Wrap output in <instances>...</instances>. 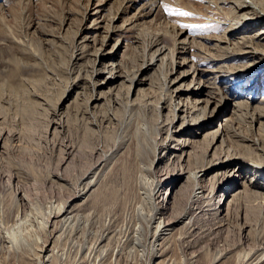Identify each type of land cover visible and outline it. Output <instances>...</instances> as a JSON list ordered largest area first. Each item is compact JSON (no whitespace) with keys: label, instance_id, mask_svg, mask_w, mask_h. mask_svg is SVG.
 Segmentation results:
<instances>
[{"label":"rangeland","instance_id":"374dc122","mask_svg":"<svg viewBox=\"0 0 264 264\" xmlns=\"http://www.w3.org/2000/svg\"><path fill=\"white\" fill-rule=\"evenodd\" d=\"M232 7V0H0V167L9 174L4 180L0 176V195L7 203L17 196L26 213L12 230L20 248L47 238L50 211L71 199L84 174L129 135L119 163L107 172L117 198L100 196L95 204L97 210L108 206L96 213L100 231L107 212L118 216V233L127 219L135 222L127 213L138 198L136 126L146 120L154 136L156 106L169 94L160 117L164 130L167 122H173L174 130L185 125L184 112L172 119V95L177 103L195 105L193 111L198 109L207 125L195 137L183 136L192 143L185 153L158 152L155 169L175 172L160 174L163 196L170 199L159 216L169 222L184 212L192 178L205 180L203 202L208 205L213 198L211 207L217 208L206 215L196 209L176 225L167 244L162 243L167 259L160 264H248L251 250L262 252L264 167L246 164L251 160L264 166V40L253 38L264 28L231 34L237 22ZM156 38L174 54L162 69L148 65L153 52L148 44ZM252 48L260 53H245ZM118 70L121 77L101 87ZM129 99L136 111L133 120L124 106ZM229 149L240 159L209 168L220 150ZM185 162L207 172L187 166L179 173L178 165ZM171 176L178 180L174 189ZM218 182L227 184L217 188ZM145 201V211H153L151 200ZM218 210L221 223L215 220ZM187 222L191 228L181 229ZM125 251L135 257L130 264H146L151 252L141 247ZM223 253L228 260L215 262Z\"/></svg>","mask_w":264,"mask_h":264},{"label":"bare ground","instance_id":"6f19581e","mask_svg":"<svg viewBox=\"0 0 264 264\" xmlns=\"http://www.w3.org/2000/svg\"><path fill=\"white\" fill-rule=\"evenodd\" d=\"M232 3V8L234 10L233 14L235 17L234 19L237 22L235 21L236 23L231 26L228 32H230L231 34L249 33L256 28H264V3L262 4V1L232 0ZM253 38L261 41L264 40V29H261V31L257 32L253 36ZM159 39L156 38L151 42V44H148L150 45V47L152 46L153 49L148 65L151 68L160 67L162 69L164 68V66H166L168 58L173 57L174 54H172V50L169 49L167 45L161 42V40ZM184 49H186V47H184ZM187 49H189V47H187ZM245 53L254 56L260 52L259 50L252 48ZM173 61L174 63H176L174 59ZM112 68L117 69L114 66H112ZM118 72L119 70L114 74L107 75L104 82L101 83V87L107 86L108 83L105 82L115 83L116 79L121 77L117 74ZM177 95L178 97L182 96L181 94ZM127 96L129 97V95ZM168 96L169 94L167 95V97L161 98V105L158 104L156 106L159 117L158 121L156 122L158 123L155 131L156 136H150L153 131L151 130L147 122H145L146 120L142 121L141 119L142 123L140 122L141 124L138 123V125L136 126V133L134 136L135 139H137V151L135 152L134 158L137 157L138 162L135 164L138 167L135 166V168L139 169L140 172L134 173L137 175L133 176H136L135 181L137 184L138 193L136 197L138 198H135L132 201V204H134V208L132 205L130 212L127 213V215L129 213L133 214V217L136 219L135 222L127 219L126 227L124 229H120L121 232L118 233L119 229L116 228V221L118 216H116V214H111V212H107L106 219L103 221L105 228L100 231L98 229L100 219L96 213L104 210L108 206H102V210H97L98 205L95 204L96 199H98V197L100 196H103L105 200L108 197L111 198V195L112 197L117 198V193L115 192L116 188H113L115 186H108L111 183V180L110 182L106 181L107 178H109V173L107 172L113 167V165L119 163L118 158L123 154V150L128 147V142H131L132 136L129 135L127 139H122L121 144L118 143L114 148L104 153L102 155V158L84 174V176L80 179V183L78 185L75 184L77 185L75 186L77 188L75 189L71 199H69L68 201H61L60 204L58 203L59 206L57 209L55 208L54 211H50V214L47 216V228L44 232V235L47 238L37 239L36 246H33L30 243H24L20 248V244H18V241L15 240L12 236V230L15 226L18 225L25 211H20V199H18L17 196L12 203H7L5 199L0 195V264H7L12 259L14 260L15 264H29V262H34V264H130L129 262L134 261L135 257L133 256L132 258L131 255L126 253L125 250L128 248L139 247H141L142 252L151 250L146 264H160L161 261H166L167 258H165L162 243L165 242V240H168L169 237L174 234L173 232L176 229V225L182 223L186 218H188V215L196 209H199V213H202V215H206L209 210L217 208L216 205L213 208L211 207L214 206V201H212L213 198H211V201L208 200V205L205 204V201L203 202L204 191L206 189L204 188L205 186L202 185V183H204L203 181L205 180L198 179L197 181L196 178H192V189L188 193L184 212L182 214H176L174 219L169 222H165L159 216V214H161V210L167 209V200L170 199V197H168V194L163 196V185L160 187V183L162 182L161 180L163 179L160 178V174L169 175L170 170L157 171V169H155V164L158 161V152L163 149L167 152L174 153L175 156L176 151L181 150L183 151V153H185L186 148L192 146V143L190 140L184 139L183 136L193 133L195 137L196 133L194 132L202 130L207 125L205 122H202L203 120L199 118V115H197L196 112L198 111V109H194L193 111V107L195 105H192V107L187 100L188 98L185 99L187 100L185 102L183 101L184 99L182 100L181 98V100L183 101V103L181 104L180 99H178L179 101L177 103L176 100L172 99V95V97H170L171 105L173 108L172 119L176 120L179 117L177 114L178 111L184 112L183 117L185 118V121L183 124L185 125H183L179 130H174L173 122H167V128L164 130L162 125H160V117L162 116V111L165 108L162 103L167 102ZM94 100L95 103L99 102V98L95 97ZM133 103L134 102L132 101V99H129L124 105L126 116H128L130 120L134 119V112H136ZM198 114L200 113L198 112ZM171 127L174 131L171 130ZM164 133H167V137L165 139L162 138V135ZM177 133H181L183 135L174 136ZM178 137H180V139H178ZM0 141H2V138L0 139ZM221 144H224V141H221ZM219 153L220 154L216 156L217 161L211 164L209 168L233 165L235 159H238L240 157L236 153L232 154L230 149L220 150ZM150 155H152L153 157L151 158ZM188 156L189 160H193L191 151L188 152ZM220 156L223 157L221 158ZM218 157L220 158L218 159ZM246 165L249 169H262V167H264L262 165L256 164L251 160ZM187 166H191L192 171L201 170L207 172L206 169H202L199 166H196V164L185 162L183 163V165H178L179 173L181 171L184 172ZM118 168L120 169V167ZM1 169L3 170V168ZM1 169L0 176L1 178H3L2 180H4L5 177L9 174L5 173V171H2ZM170 172L171 174H175V172L173 171ZM226 177L229 178V176L225 173V178ZM168 178L173 179L171 185L169 186H172V188L174 189L178 180H175V177L173 176ZM211 182H209V184H212V187H214L215 195V186L213 184V181ZM218 183H220V185L217 186V188H220L222 185L224 187V184H227V182ZM14 189L17 195L22 196L21 199L23 198V200L28 201L26 195L24 193L22 194L19 185H14ZM112 192H115V194ZM96 193L99 194L97 195ZM145 199L151 200L150 203H152L153 205V211H150L148 213L145 211ZM103 204H105V202ZM92 205L93 208L90 209L86 215H84L83 211L87 210ZM219 212L220 210L216 212L215 220L217 223H221L222 219L219 217ZM56 223H58V225H56ZM140 225L143 226L141 227ZM184 225L185 226H182L181 229L186 228L187 230V227L191 228L190 222H187ZM178 235V238H182L183 233L180 232ZM203 236L206 235H202L201 237ZM114 239H117V241L112 242V240ZM262 246L263 250L260 254L256 253L255 250L250 251L251 257L248 264H264V243L262 244ZM188 248L190 247L187 246V248H183L186 253L189 251ZM228 258L229 257L227 256V254L223 253L222 255H220V257L214 259V261L224 262L228 260Z\"/></svg>","mask_w":264,"mask_h":264}]
</instances>
